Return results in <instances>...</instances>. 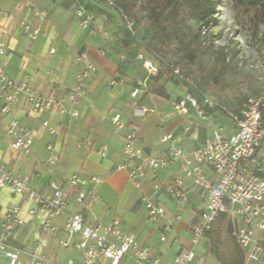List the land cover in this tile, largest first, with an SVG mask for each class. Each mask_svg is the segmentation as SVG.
Returning <instances> with one entry per match:
<instances>
[{
  "label": "crops",
  "instance_id": "obj_1",
  "mask_svg": "<svg viewBox=\"0 0 264 264\" xmlns=\"http://www.w3.org/2000/svg\"><path fill=\"white\" fill-rule=\"evenodd\" d=\"M28 2L46 13L44 20L37 21L40 34L32 42L25 35L13 32L17 20L27 17L25 3L21 0H0V8L10 14L8 18H0V35L5 43L2 61L6 74L14 80L24 79L39 93L47 96L75 87V75L82 69V65L75 60L81 51L88 54L96 67V73L84 83L82 98L73 105L66 104L77 110L76 118L60 115L56 106L35 113L22 98L13 106L10 115L0 114L1 164L14 173L29 176L30 187L36 191L48 192V181L51 178L63 186L67 207L64 214L53 220L59 228L67 216L82 212L66 179L76 173L83 177H102L104 182L97 189L98 200L84 213L86 221L109 224L118 220L121 231L149 247L159 264H173L179 250L189 247L190 225L205 205V195L192 185L191 180L184 179L187 191L185 203L181 208H176L166 190L179 171L176 164L159 170L155 176L148 173L141 188H134L126 170L114 169L116 164L123 162L125 130H118L111 122V117L119 113L127 126L136 130L135 146L143 155L156 157L166 155L169 143L186 152L193 151L209 137L206 134L207 127L216 126L225 120L210 115L209 121H204L190 108L188 117L177 114L172 103L179 98H173L168 92V100L144 94L141 90L132 98V88L127 77L124 78V84L110 85V80L123 77L119 76L122 75L121 71L127 74L130 72L123 54L105 48L109 38L97 30V26L102 25L100 18H93L89 27L83 29L73 9L74 3L68 0ZM143 72L146 71L143 69ZM141 109L146 111L142 113ZM207 113L211 114L209 111ZM11 117L30 131L32 147L26 156L15 153L10 146L12 138L6 134V125ZM43 121H48L58 131L57 136L45 132L41 126ZM210 121L211 125H205ZM227 126H230L228 122ZM167 134L172 136L171 139L162 142V137ZM77 142H90V146L84 144L76 148ZM47 144L53 145L52 152L46 149ZM102 146L107 148L105 157L97 152ZM50 157L57 160L51 167L47 164ZM137 162V159H131L128 167ZM207 173L214 179L211 168H207ZM155 181H159L162 186L158 192L153 190ZM142 197L162 206L166 211L164 219L152 224L142 204ZM12 206L20 207L23 224L13 232L11 245L24 252L38 249L47 258L44 264H79L80 253L71 248H62L58 243L59 240L67 239L77 241L78 235L68 237L61 229L55 234L43 232L40 225L44 215L41 212L33 216L28 214L34 204L22 201L7 187L0 188V222L5 210ZM166 223L171 224L168 232L163 230ZM256 237L260 239L258 233ZM95 264H108V261L99 260ZM120 264L134 262L124 257ZM190 264H219L209 249L208 237L195 248V258ZM250 264H264V254L258 263Z\"/></svg>",
  "mask_w": 264,
  "mask_h": 264
},
{
  "label": "built area",
  "instance_id": "obj_2",
  "mask_svg": "<svg viewBox=\"0 0 264 264\" xmlns=\"http://www.w3.org/2000/svg\"><path fill=\"white\" fill-rule=\"evenodd\" d=\"M25 3L27 17L17 20L13 32L26 36L32 42L40 34L37 21H42L46 13L38 10L28 0ZM107 6L114 7V0H102ZM79 25L87 29L92 16L85 12L83 6L75 10ZM9 12L0 8V18H8ZM126 28L132 32L133 23L126 22ZM99 32L103 31L101 25L97 26ZM53 52V49L51 50ZM5 43L0 35V108L1 115H10L13 106L22 98L35 113L48 111L56 106L62 116L78 117L76 109L66 104L77 103L84 94V83L95 73L96 67L85 51L79 52L76 63L82 69L75 75V87L63 93L42 95L29 85L24 79L10 78L3 66ZM139 58H142L139 56ZM142 68L147 76L157 72V67L148 59H143ZM178 76L180 71L173 70ZM192 83L190 78H184ZM124 84V78L110 80L109 84ZM131 90V97L135 98L141 88L145 87V80H137ZM177 114L188 117L189 108L196 115L209 121L210 115H217L225 121L216 125L211 136L204 139L202 145L191 152L169 143L167 153L163 157L143 155L135 146L137 133L122 120L119 113L111 117V122L118 130H125L123 135V162L115 165V171H127L128 180L134 188L140 189L146 175L155 176L161 169L172 164L178 166V173L166 190L173 198L176 208H181L186 199L187 191L184 179L191 180L192 185L205 195V205L190 225L189 247L182 248L176 254L173 264H190L195 258V248L207 238L211 224L220 213L227 214L235 224L233 236L244 252V264L258 263L264 254V94L246 98L237 111H232L221 102L215 101L205 94L195 96L189 92L184 93L177 101L172 103ZM142 113L146 110L141 109ZM207 111L211 112L208 114ZM227 122L230 126H227ZM42 128L50 136H57L58 131L48 121L41 123ZM6 134L12 138L11 148L19 154H30L32 138L30 131L21 125L15 118H10L6 125ZM171 135H164L162 142H168ZM87 147L90 142L84 143ZM77 142L76 148L84 145ZM46 149L54 150L52 144ZM106 146L100 147L97 152L102 157L106 155ZM131 159L138 162L128 167ZM57 160L50 157L47 164L51 167ZM211 168L214 179L207 173ZM104 179L100 176L90 175L83 177L80 173L73 174L66 179V184L73 192L75 202L82 212L67 216L61 228L53 220L64 214L67 201L65 190L54 179L48 181V192L36 191L30 187V178L27 175L14 173L1 164L0 157V188L7 187L22 201L34 204L28 211L30 216L41 212L44 217L40 228L43 232L55 234L60 229L68 236L78 235L77 241L59 240L62 248H71L80 253L79 264H95L99 260H106L108 264H120L124 257L131 259L134 264H159L152 250L140 244L134 236L123 233L118 220L109 224L88 223L84 213L90 205L98 200L97 189ZM162 188L159 181L153 184V190L158 192ZM142 204L147 212L148 220L155 224L164 219L166 211L162 206L142 197ZM20 207L12 206L5 210L0 222V264H44L46 256L38 249L24 252L10 243L15 229L22 225ZM165 232L171 230V224L163 227ZM260 235L256 237V234ZM164 238L162 237L161 240ZM68 264H72L69 262Z\"/></svg>",
  "mask_w": 264,
  "mask_h": 264
},
{
  "label": "rangeland",
  "instance_id": "obj_3",
  "mask_svg": "<svg viewBox=\"0 0 264 264\" xmlns=\"http://www.w3.org/2000/svg\"><path fill=\"white\" fill-rule=\"evenodd\" d=\"M68 1L74 3V10L85 6L92 19L100 18L102 33L113 38L111 44L117 52H125V61L135 76L144 75L141 61L145 58L156 62L160 70L166 67L160 81L173 98L186 92L205 94L237 111L246 98L264 94V7L213 0V13L204 19H188L177 32L181 43L171 39L170 53L163 57L151 52L147 39L152 32L151 12L162 0H114V7L102 0ZM126 22L133 23L132 32ZM123 36L129 42L127 47L120 42ZM111 44L106 43L105 48L112 49ZM175 69L182 77L174 73ZM215 127L206 128L207 136Z\"/></svg>",
  "mask_w": 264,
  "mask_h": 264
},
{
  "label": "trees",
  "instance_id": "obj_4",
  "mask_svg": "<svg viewBox=\"0 0 264 264\" xmlns=\"http://www.w3.org/2000/svg\"><path fill=\"white\" fill-rule=\"evenodd\" d=\"M232 1L250 8L264 7V0ZM214 10L215 2L213 0H162L157 6V9L152 11L150 15L152 19V32L147 39L150 40L149 43L152 45L150 48L151 52L155 55L161 54V56L165 57L167 53H170L172 45L171 39H180V35L177 32L185 25L188 19H204L211 15ZM133 22L135 25H138V21L134 20ZM108 38L109 41H107V44H111L113 38ZM121 39L120 42H123L124 46L127 47L129 42L125 39V36ZM179 43H181L180 40ZM114 47L111 44L112 49L110 50L118 54H123L124 56L126 55L125 52H117ZM123 50L126 51V49ZM152 63L157 67V72L153 75L147 76L146 72H144L142 77H137L132 69L129 68V65L126 64L127 70L129 69L130 73L127 74L121 71L122 75L119 76H123L122 78L127 77L129 79L128 84L131 88L136 86L135 83L138 79L145 80V87L140 89L144 91V94L149 93L168 100L169 95L165 90L164 84L160 81L161 77L165 75L167 68L165 67L163 70H160L156 62L152 61ZM234 229L235 224L230 217L225 213H220L211 224V228L207 233L209 249L219 264H244V252L233 236Z\"/></svg>",
  "mask_w": 264,
  "mask_h": 264
}]
</instances>
